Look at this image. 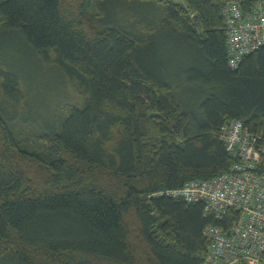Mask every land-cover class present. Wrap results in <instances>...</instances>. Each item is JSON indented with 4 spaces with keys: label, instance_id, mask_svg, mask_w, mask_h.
Masks as SVG:
<instances>
[{
    "label": "trees",
    "instance_id": "16d2710c",
    "mask_svg": "<svg viewBox=\"0 0 264 264\" xmlns=\"http://www.w3.org/2000/svg\"><path fill=\"white\" fill-rule=\"evenodd\" d=\"M223 4L0 0V37L54 52L84 98L46 128L0 102V264H204L219 221L157 192L229 170L223 124L264 128V46L229 66ZM21 74L0 58V96Z\"/></svg>",
    "mask_w": 264,
    "mask_h": 264
},
{
    "label": "built area",
    "instance_id": "2783aa9c",
    "mask_svg": "<svg viewBox=\"0 0 264 264\" xmlns=\"http://www.w3.org/2000/svg\"><path fill=\"white\" fill-rule=\"evenodd\" d=\"M221 14L229 66L235 69L264 46V0H224ZM220 138L233 159L228 171L157 195L203 203L205 215L219 221L204 228V264H264V128L252 131L235 119L222 125Z\"/></svg>",
    "mask_w": 264,
    "mask_h": 264
},
{
    "label": "rangeland",
    "instance_id": "374dc122",
    "mask_svg": "<svg viewBox=\"0 0 264 264\" xmlns=\"http://www.w3.org/2000/svg\"><path fill=\"white\" fill-rule=\"evenodd\" d=\"M171 42L174 44L169 46L168 53L176 64L177 58L181 57L179 54H183L184 46L179 45L176 39ZM0 58L23 72L21 85L25 97L16 102L4 94L0 96V102L11 116L31 117L43 128L47 125L53 127L61 106L66 103L82 104L84 98L77 79L57 63L54 52H50L47 57L30 52L18 35L9 33L0 37Z\"/></svg>",
    "mask_w": 264,
    "mask_h": 264
}]
</instances>
